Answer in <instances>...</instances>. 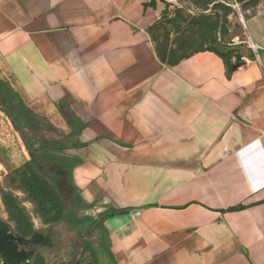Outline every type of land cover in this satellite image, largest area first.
<instances>
[{"label":"crops","instance_id":"obj_1","mask_svg":"<svg viewBox=\"0 0 264 264\" xmlns=\"http://www.w3.org/2000/svg\"><path fill=\"white\" fill-rule=\"evenodd\" d=\"M169 2L0 0V69L83 122L71 181L86 216L115 211L113 264H264V0L174 64L150 33Z\"/></svg>","mask_w":264,"mask_h":264},{"label":"rangeland","instance_id":"obj_2","mask_svg":"<svg viewBox=\"0 0 264 264\" xmlns=\"http://www.w3.org/2000/svg\"><path fill=\"white\" fill-rule=\"evenodd\" d=\"M259 0H199L180 5L170 0L150 33L159 58L174 64L182 58L223 44L228 28L241 30ZM221 43V44H220ZM230 56V52H228ZM9 96L0 94V223L14 235L40 231L52 246L27 247L46 264H113L109 238L101 227L89 232V222L73 225L60 218L63 203L75 196L67 172L56 162L43 165V148L73 162L84 124L74 116L55 118L32 110L0 69ZM18 117V126L7 111ZM20 110L25 116L20 114ZM78 218L86 210L73 206Z\"/></svg>","mask_w":264,"mask_h":264},{"label":"trees","instance_id":"obj_3","mask_svg":"<svg viewBox=\"0 0 264 264\" xmlns=\"http://www.w3.org/2000/svg\"><path fill=\"white\" fill-rule=\"evenodd\" d=\"M6 83L0 80V94L8 95ZM7 111V110H6ZM9 116L14 120V122L20 126L18 122V117L11 111H7ZM20 114L25 116V113L20 110ZM38 160L45 165L46 162H56L60 164L64 170L67 172V177L71 181V170L73 163L66 158H61L55 154V150L52 151L49 148H43L41 155L38 156ZM72 192L75 193L72 199L71 206L68 203H63V211L60 214V218L73 225H79L82 223L89 222L90 226L88 228L89 232L95 228L101 227L103 232L108 234L105 221L110 217L115 211H109L104 213L100 218L96 219L91 216H85L83 218H78L75 214V209L73 206H78L80 208L89 207L82 198L76 193L72 181ZM53 242L49 236L44 235L40 231H32L29 235H14L11 232L10 227L6 223H0V256L5 260L6 264H46L44 258L37 255L35 252L28 250L27 247L32 245H42V246H52ZM109 255L113 258L110 250H108Z\"/></svg>","mask_w":264,"mask_h":264},{"label":"flooded vegetation","instance_id":"obj_4","mask_svg":"<svg viewBox=\"0 0 264 264\" xmlns=\"http://www.w3.org/2000/svg\"><path fill=\"white\" fill-rule=\"evenodd\" d=\"M0 264H6L5 260L0 256Z\"/></svg>","mask_w":264,"mask_h":264}]
</instances>
